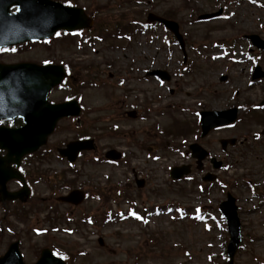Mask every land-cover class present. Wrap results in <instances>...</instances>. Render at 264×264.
Masks as SVG:
<instances>
[{
    "label": "rangeland",
    "instance_id": "374dc122",
    "mask_svg": "<svg viewBox=\"0 0 264 264\" xmlns=\"http://www.w3.org/2000/svg\"><path fill=\"white\" fill-rule=\"evenodd\" d=\"M53 1L87 11L103 30L59 36L0 60L51 58L65 65L72 79L55 98L75 95L83 115L78 127L61 121L49 145L87 135L95 148L73 170L55 153L32 164L43 176L33 185L34 206L0 207V255L18 241L27 264L44 248L68 264H227L228 234L218 206L229 193L241 228L233 264H264V107H258L264 79H250L256 65L264 70V53L251 51L244 39L264 40V0ZM219 10L216 20L197 19ZM148 13L178 24L184 64L172 35L145 25ZM151 70L167 72L170 81L146 77ZM231 107L239 111L236 122L199 139L198 112ZM129 111L137 117L128 118ZM222 139L236 145L224 152ZM192 143L222 162L217 171L203 164V172L216 175L214 183L201 181L205 173L187 150ZM110 149L124 158L107 162L103 154ZM184 165L190 174L171 180L170 169ZM135 179L144 181L142 188ZM62 180L88 192L77 209L54 201L53 187L58 196L65 192Z\"/></svg>",
    "mask_w": 264,
    "mask_h": 264
},
{
    "label": "water",
    "instance_id": "95a60500",
    "mask_svg": "<svg viewBox=\"0 0 264 264\" xmlns=\"http://www.w3.org/2000/svg\"><path fill=\"white\" fill-rule=\"evenodd\" d=\"M15 8L14 13L10 9ZM221 11L203 15L200 20L214 19L220 15ZM147 23L162 24L178 41L181 50L184 49V43L179 34L178 25L169 20H165L154 14H148ZM92 21L86 17L84 12L78 8L64 7L59 3L50 0H0V48L18 45L28 41H39L48 39L59 30L72 32L75 30L90 28ZM257 49L264 50V41L256 35L245 37ZM29 67V66H27ZM30 68V67H29ZM34 69V68H31ZM44 71L43 79L39 83H31L26 75V65L1 66L0 67V119L2 118H22L25 126L10 130L0 128V149L6 150L4 158H0V201L19 199L24 202L28 192L25 189L16 193H8L5 190V184L11 179H21L20 175L9 168L10 164H19V160L28 154L36 152L46 143L47 137L54 131L58 120L64 117L79 116L80 110L76 102L65 103L57 106H48L45 104V96L53 86L59 84L64 78L61 68L54 72L55 68L45 67L36 68ZM53 71V72H50ZM13 74L9 79L8 75ZM53 74V79L45 81L46 77ZM148 76H156L161 80H169V76L162 71H153ZM264 77L260 68L255 69L253 80ZM226 78L222 77L221 81ZM33 86H40L38 90L43 93L40 101L44 109H30L27 104L28 93L32 91ZM9 101V102H8ZM264 105V101L262 103ZM237 110L231 109L225 112H203L201 117L202 137L209 131L231 124L236 119ZM129 116L134 117L133 114ZM234 140L221 141L222 148L227 144L233 146ZM92 141H76L66 146V149L59 150V154L66 157L69 162H73L80 151L90 150ZM190 151L192 157L197 160L198 169L201 168V161L207 157V153L197 145H191ZM106 158L117 160L119 155L114 151L106 154ZM214 168H219L220 163L212 160ZM188 167L174 168L170 172V177L174 180L181 179L188 174ZM204 181H212V176H206ZM83 194L81 192H72L68 197L58 200L65 201L74 205L81 203ZM220 210L228 222V231L230 240L227 248L229 264H232L234 254L240 244V227L236 216V207L234 199L227 195V201L222 203ZM0 264H24L18 251V243L9 246L4 256L0 257ZM35 264H64L61 260L54 258L50 251L43 250L41 256Z\"/></svg>",
    "mask_w": 264,
    "mask_h": 264
},
{
    "label": "flooded vegetation",
    "instance_id": "af4514ba",
    "mask_svg": "<svg viewBox=\"0 0 264 264\" xmlns=\"http://www.w3.org/2000/svg\"><path fill=\"white\" fill-rule=\"evenodd\" d=\"M12 49H3V51H0V57H3V56H9L11 54H13V51H11ZM2 54V55H1ZM23 62H28V63H32V64H36L38 66H45V65H61L60 62H57L56 60L54 59H51V58H47V59H43V60H35V61H23ZM0 63H3V64H10V63H13V62H5V61H1L0 60ZM59 93H62L59 88H55L53 89L52 91H50L49 95H48V102L51 103V104H56V103H61V102H64V101H67L69 99H72V98H69V99H57L55 98V96ZM68 121H70L71 123L76 121L74 119H69ZM4 126H7V127H13V126H16L18 127L20 125V121L16 120V121H11V122H2L0 123ZM8 185H15L16 188L15 189H9V190H17L19 187H20V183L17 182V181H11L10 183H8ZM68 190H66L64 192L67 193ZM4 207H7V203L4 205Z\"/></svg>",
    "mask_w": 264,
    "mask_h": 264
},
{
    "label": "trees",
    "instance_id": "16d2710c",
    "mask_svg": "<svg viewBox=\"0 0 264 264\" xmlns=\"http://www.w3.org/2000/svg\"><path fill=\"white\" fill-rule=\"evenodd\" d=\"M96 27H97V29H99V30H101V31H102L103 28H104V27H102L101 25H97Z\"/></svg>",
    "mask_w": 264,
    "mask_h": 264
},
{
    "label": "snow or ice",
    "instance_id": "6c2138e0",
    "mask_svg": "<svg viewBox=\"0 0 264 264\" xmlns=\"http://www.w3.org/2000/svg\"><path fill=\"white\" fill-rule=\"evenodd\" d=\"M137 219H139V217H137Z\"/></svg>",
    "mask_w": 264,
    "mask_h": 264
}]
</instances>
